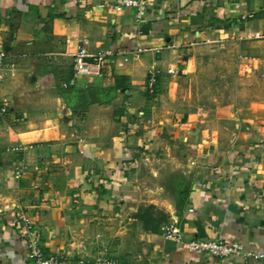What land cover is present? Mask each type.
<instances>
[{"label":"crops","instance_id":"obj_1","mask_svg":"<svg viewBox=\"0 0 264 264\" xmlns=\"http://www.w3.org/2000/svg\"><path fill=\"white\" fill-rule=\"evenodd\" d=\"M113 2L0 0V264H32L25 219L71 261L264 264L246 254H264V117L208 132L190 96L201 55L225 45L264 81V0H148L142 18ZM83 38L110 54L75 78ZM171 222L243 252L192 253L163 237Z\"/></svg>","mask_w":264,"mask_h":264},{"label":"rangeland","instance_id":"obj_2","mask_svg":"<svg viewBox=\"0 0 264 264\" xmlns=\"http://www.w3.org/2000/svg\"><path fill=\"white\" fill-rule=\"evenodd\" d=\"M240 60L237 51L228 45L201 55L200 74L193 81L190 96L197 106L209 108L204 122L208 132L222 124L231 130L235 122L247 124L248 120L264 117V81L246 77L253 69ZM197 106L193 108L197 110Z\"/></svg>","mask_w":264,"mask_h":264},{"label":"built area","instance_id":"obj_3","mask_svg":"<svg viewBox=\"0 0 264 264\" xmlns=\"http://www.w3.org/2000/svg\"><path fill=\"white\" fill-rule=\"evenodd\" d=\"M148 6V0H114L113 7L120 11L123 9H134L137 18H142ZM245 18V16H242ZM257 37H260V33L256 32ZM89 40L83 38L78 45L77 52L74 57V72L75 78L79 75H100V67L110 54L109 51L100 49L95 53H89L87 45ZM7 57V51L0 49V68L4 65V60ZM171 71V70H169ZM172 72V71H171ZM160 71L156 68L152 69L149 73V77L146 84V90L149 94L155 93L156 85L158 81ZM75 78L71 80V83L75 82ZM7 113V106L0 100V116ZM33 144H20L14 146V151H31L34 149ZM23 174V166L19 167L15 173L17 178H20ZM26 220V248L27 254L32 264H122L118 259L109 256L99 257L94 260H87L79 258L76 261H71L63 254H47L41 247L40 242L34 236L35 228L33 222ZM162 235L165 239L184 243L187 250L192 253H207L220 258L230 257L238 253L243 252L242 245L237 242H225L220 239H198L190 238L186 239L184 232L177 223H169L163 226ZM246 254L252 258H263L264 254L246 252Z\"/></svg>","mask_w":264,"mask_h":264}]
</instances>
